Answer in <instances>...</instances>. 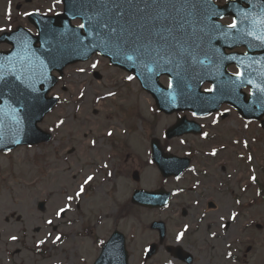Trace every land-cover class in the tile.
Listing matches in <instances>:
<instances>
[{"label":"rangeland","instance_id":"374dc122","mask_svg":"<svg viewBox=\"0 0 264 264\" xmlns=\"http://www.w3.org/2000/svg\"><path fill=\"white\" fill-rule=\"evenodd\" d=\"M53 2L36 0L25 5L21 0H0V28L11 30L20 25L35 32L26 20H22L23 14L37 9L45 13ZM18 4L21 8L15 11ZM93 60L67 69L52 91V95L59 97V104L39 123L42 131L51 134V141L29 148L20 147L8 155L0 154V264H93L101 248L98 241H106L114 230L125 236L131 264H136L138 259L142 264L144 249L157 242L155 233L149 229L152 222L161 220L166 224L170 243L183 225L188 224L193 233L197 231L194 228H199L195 213L188 220H182L179 212L187 201L186 191L191 188L192 174H186L177 182L160 180L156 183L157 177L153 175L150 162L145 161L150 159L148 143L153 136L172 153H185L189 148L188 145L181 147L179 141L163 139L165 129L174 118L159 115L153 109L151 97L140 89L138 82L126 83V74L109 67L105 60L99 59L97 70L104 76L100 81L76 71L80 67L90 69ZM162 82L165 84L166 80ZM81 88L86 92L83 100L78 98ZM112 89L117 93L114 101L104 98ZM60 119L66 123L56 128ZM206 127H209L208 123ZM238 129H243L241 136L248 141L256 136V128H244L234 114L227 120H221L217 127H209L208 131L211 136H221V143L228 142V145L222 144L226 146L227 153L238 148L231 144L239 135ZM109 130L113 132L112 137L107 136ZM91 140H96L95 146ZM257 143L264 151V144ZM69 150H73L72 153L68 154ZM257 153L263 155L260 150ZM253 156L251 166L256 168L259 162L255 153ZM227 162L233 172L239 161L232 156L231 160L227 158ZM104 163L108 164L107 168L102 167ZM195 163L201 164V161L196 160ZM134 170L140 173L141 187L145 190L162 185L172 192L180 188L184 191L173 198L167 210L138 209L130 203L132 191L136 188L131 177ZM108 172L113 175L109 177ZM155 174L158 175L156 169ZM86 175L95 176L91 186L86 187V195L72 203V209L55 221L54 228L46 225V219L53 218V211L58 206L55 204L62 203L66 194L78 190ZM245 178L237 174L223 187H240ZM215 190L220 192L221 187L216 185ZM40 202L45 203L44 211L38 210ZM263 209L258 208L257 212L263 213ZM48 231L53 232L52 238L61 234L63 243L54 245L49 238L40 250H35V240L45 238ZM11 234L18 235L20 240L11 241L8 238ZM203 242L207 241L199 237L196 243L202 245ZM158 258L164 259V253H160Z\"/></svg>","mask_w":264,"mask_h":264},{"label":"snow or ice","instance_id":"6c2138e0","mask_svg":"<svg viewBox=\"0 0 264 264\" xmlns=\"http://www.w3.org/2000/svg\"><path fill=\"white\" fill-rule=\"evenodd\" d=\"M65 3V0H54L47 12L40 13L39 9L36 12H25V16L41 15L48 17L49 13H54L57 17L61 14L55 12L57 5ZM249 5H254L250 8L236 7L233 18L230 23L223 25L217 23L216 20H223L224 16L217 8L212 0H70V6L67 9L75 16H79L83 22L77 28L83 30V33L73 30V41L71 47L79 55L87 57L88 54L94 53L96 55L110 56L114 63L129 66L140 77H145V73L151 75H158L161 71L173 73V68L177 69L174 75L178 77L177 84L183 80L180 69L185 65H196L205 63V60L211 62V57L207 52L204 53L205 59H200V51H203L202 43L205 38L210 42L213 39L223 38L235 43L237 41H244L245 38H250L246 42L249 47H264V0H248ZM258 4L259 10L256 11L255 5ZM8 18L11 19V12H8ZM50 19V17H48ZM195 21V26L193 22ZM42 22H44L42 20ZM244 25V26H241ZM44 29H50L47 22H44ZM191 29V31H190ZM197 30L198 33L197 34ZM9 31L5 28H0V33ZM43 31V30H42ZM30 30L15 37L14 43L17 51L12 52L11 55L0 57V145L21 143L22 134L24 133L25 117L20 115L21 109L26 105L24 102L25 92H38L36 81L28 71H25V57L20 55V52H31L30 47ZM65 33H61L64 35ZM258 42V43H254ZM47 43V41H44ZM215 54H219V49L214 50ZM223 60H235V56H223ZM53 63L55 61H52ZM20 64V68L16 65ZM100 64V60L93 61L89 68L96 70ZM78 73L87 75V69L84 67L77 68ZM151 75L145 77L151 79ZM235 80L231 81L233 90L242 87L244 84L254 85L256 92L250 93L255 96L257 93L264 94V86L254 84L251 79L245 80L244 71H237ZM12 77V79H9ZM47 79V77H45ZM131 82L137 79V75H126L124 77ZM19 82L17 84L16 82ZM23 86V90L21 89ZM167 87L169 90L174 89L173 80H168ZM7 90V92L5 91ZM215 85L207 88V92H214ZM15 95L16 104L13 106L11 100ZM117 93L112 90L106 92V96L115 97ZM168 95L175 100L174 92H169ZM86 96L85 89L81 88L78 93V98L83 100ZM7 97V98H5ZM101 97H97L100 99ZM58 100L59 97H56ZM238 100L239 97H236ZM260 106L264 107V96L259 98ZM79 111V107L76 109ZM231 109H225L224 112H229ZM205 116H212V112L205 111ZM224 113H217L211 123L216 125L219 123L220 116ZM194 118L199 119L196 111L192 112ZM8 121L6 123L5 121ZM66 121L60 119L56 128H60ZM249 122H245L243 127L248 128ZM203 127V125H201ZM52 131V130H50ZM208 132L201 134L202 139L209 138ZM107 136L112 137L113 132L107 131ZM90 143L95 146L96 140H91ZM185 143V141H181ZM234 145L243 144L244 148H249V141L247 139H235L232 141ZM31 147V145H29ZM220 147H223L221 145ZM5 155L11 153V148H3ZM220 148L212 147L211 151L205 153L206 156L217 157ZM191 155V153H188ZM241 159L251 164L254 161V156L249 152L246 156L242 153ZM102 167L107 168L108 164H102ZM171 167H178L177 164ZM191 173H196L197 169L191 167L188 169ZM256 169H251L250 180L252 183H257ZM107 175L111 177L112 172ZM176 180L181 179V175H176ZM94 175H86V178L78 185V190H74L72 194H66L63 202L57 206L53 211V218L46 219V225L55 227V221L59 220L63 215L72 209V203L80 200L86 195V187H90L94 182ZM200 180H196L192 184V188L200 186ZM246 189H242L245 191ZM184 189L180 188L172 195L176 196ZM257 195H260L257 192ZM196 203L200 200L197 198ZM235 204H241V200L236 199ZM164 206L167 208L168 203ZM240 213L228 209L225 214L218 217L219 227L228 229L229 224L224 223L225 217L229 221L235 222L238 220ZM189 231V225H183V230L175 234V241L177 244L185 239L186 233ZM213 238L217 237V232H211ZM53 232H46L45 238L35 240L34 249L40 250L42 245L48 242L51 238V243L54 245L63 243V236ZM11 241L16 242L20 237L16 234H11L8 237ZM104 243L103 240L100 241ZM232 245H226L227 249H231ZM150 248H145V253H150ZM180 255V253H177ZM233 257L232 251H226V258L231 260ZM168 264H173L169 260Z\"/></svg>","mask_w":264,"mask_h":264},{"label":"water","instance_id":"95a60500","mask_svg":"<svg viewBox=\"0 0 264 264\" xmlns=\"http://www.w3.org/2000/svg\"><path fill=\"white\" fill-rule=\"evenodd\" d=\"M65 3H66V9H65L66 14H64L59 21L61 22L62 20H65V24L67 26L68 21L74 18V14L67 10L70 6V0H65ZM76 17L78 16H75V18ZM42 20L48 23V20L38 17L32 19V22L39 28V30H42L44 28V22H42ZM73 30L82 33V30L78 28H71L69 26L65 27L62 30L55 29L51 31L50 30L41 31L38 37L30 38V47L32 51L20 52V55L25 57V61H24L25 71H28L29 74L32 75V78L36 81V87L37 89H39V91L35 93L32 92L24 93V102L26 106L23 109H21L20 115L22 117H25L24 120L25 130L24 133L22 134L21 143L19 145L21 144L33 145L41 142H47L50 139L48 135L42 133L36 127L37 122L41 121L42 117L47 112H49L56 103L54 99L46 98V94L55 83V79L50 76V72L52 70L61 71V69L65 67L67 64L86 60L92 54L90 53L88 54L87 57H85L79 55L76 51L73 50V48L71 47L72 41L74 39L72 36ZM22 33L24 32L20 30L19 33L16 32L0 37V42L5 41L13 46V49L9 53H0V57L11 55L12 52L17 51L14 40L16 36L21 35ZM61 33H65V34L61 35ZM247 40H249V38H245L244 41H237L235 43H244ZM36 41L40 43L39 48L35 46ZM44 41H47V43H44ZM224 41L226 43H224ZM254 43H258V42H254ZM235 45H244V44H231V42L228 40H225L223 38H218L211 40L207 44L206 49L209 52L212 51L214 55H216L214 52L215 49H219L220 52L223 50V48L232 49L233 47H235ZM257 49L262 52V54L259 57L253 55V52H255ZM235 57H236L235 60H228V64L234 63L237 66H241L242 64L239 60V57L237 56ZM247 58H248L247 63H249L255 69L256 77H260L264 80V47H253L250 50V53L247 55ZM52 61L55 62L53 63ZM16 67L20 68V64H17ZM127 69L133 71L129 66L127 67ZM175 71H177V69L173 68V73L161 71L158 75L168 74L173 78L174 81L177 82L179 78L174 75ZM179 71L181 73V76L183 77V80L180 81L181 85L187 84L188 82L190 83L192 81L191 78H188V72H185L183 68L180 69ZM135 74L138 75L137 73ZM219 74L221 75L222 71ZM147 76H149V73H145V77ZM45 77H47V79H45ZM216 78L217 77H212V75L208 77V79L214 83L215 89L217 90L218 85L214 80ZM9 79H12V77H9ZM197 79L194 81V83L200 81L199 78ZM251 80L255 82L254 84H260L256 78L255 79L251 78ZM227 81L228 80L223 79V82H227ZM16 83L19 84L18 81ZM251 86L254 88V91L256 92L254 85ZM21 89L23 90V86H21ZM5 91L7 92V90ZM257 94L259 98L261 96H264V94L262 93H257ZM253 97L256 99V95ZM11 103L13 104V106L18 107V105L16 104L15 95H13ZM5 122L8 123L7 120ZM16 146L18 145L16 144H8L6 146L0 145V151H2L3 148L5 147L12 149ZM155 160L157 161L158 165L159 163H161L160 167L164 169L162 170V172L163 174H165L166 168H164V163H166L167 165L169 163L168 159L155 154ZM178 165H180V162H178ZM180 170L181 169L178 166L175 169L171 170L172 172L168 171V173L178 174ZM158 195H163V194L158 193ZM164 201L165 198L163 196L154 197L153 194H147L142 191L135 192L132 198V202L134 204L143 205L146 207H153V203H155V206L158 207L162 205ZM155 227L158 228L161 232L163 231V226L161 224H153L151 226V228L153 229H155ZM95 264H127V254L124 249V239L119 233L115 232L113 234L111 240L104 246L103 252Z\"/></svg>","mask_w":264,"mask_h":264},{"label":"flooded vegetation","instance_id":"af4514ba","mask_svg":"<svg viewBox=\"0 0 264 264\" xmlns=\"http://www.w3.org/2000/svg\"><path fill=\"white\" fill-rule=\"evenodd\" d=\"M203 151L206 153L207 149L204 148ZM252 190L254 191V188ZM255 197L254 194H243L237 197L241 200V204L234 203V210L240 215L235 222H224L229 224L226 231L222 228L220 232L213 229L218 225V219H215L214 222H210L206 226V229L202 227L189 235L187 239L189 242L183 243V245L192 250V253L190 252L193 256L192 264H264V212L257 213L256 203L261 206L262 202L261 199L255 200ZM262 198H264V194ZM208 223L209 221H206V224ZM213 231L217 232L216 238L211 236ZM198 236L202 238V241L206 240L207 242H203L202 245L196 243L199 241ZM218 240L224 245H232L231 249L225 248V252L229 250L233 252L231 260L218 259L215 256L216 249L214 247L217 244L214 241Z\"/></svg>","mask_w":264,"mask_h":264},{"label":"bare ground","instance_id":"6f19581e","mask_svg":"<svg viewBox=\"0 0 264 264\" xmlns=\"http://www.w3.org/2000/svg\"><path fill=\"white\" fill-rule=\"evenodd\" d=\"M60 203H61L60 201L57 202V203L55 204V206L59 205ZM39 229H40L39 227L36 228V230H38V231H39Z\"/></svg>","mask_w":264,"mask_h":264}]
</instances>
